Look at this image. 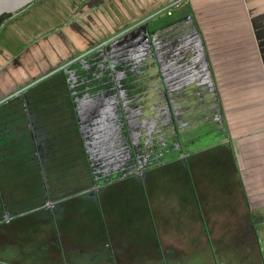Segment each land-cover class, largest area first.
<instances>
[{
  "label": "crops",
  "instance_id": "obj_1",
  "mask_svg": "<svg viewBox=\"0 0 264 264\" xmlns=\"http://www.w3.org/2000/svg\"><path fill=\"white\" fill-rule=\"evenodd\" d=\"M174 1H33L0 97ZM169 7L0 102V264H264V0Z\"/></svg>",
  "mask_w": 264,
  "mask_h": 264
},
{
  "label": "water",
  "instance_id": "obj_2",
  "mask_svg": "<svg viewBox=\"0 0 264 264\" xmlns=\"http://www.w3.org/2000/svg\"><path fill=\"white\" fill-rule=\"evenodd\" d=\"M33 1L35 0H0V16L2 14H5V13H15L16 11L24 8L25 6H27L28 4L32 3ZM181 0H175L174 3H171V4H168V5H165L164 7H161L160 9L154 11L153 13L149 14L148 16L142 18L141 20L137 21L136 23L132 24L130 27H127L125 29H123L122 31L110 36L109 38L105 39L104 41L94 45L93 47L89 48L88 50L82 52V53H79L73 57H71L70 59L58 64V65H55L54 67H51L50 69H48L47 71H45L44 73H41L39 74L38 76L34 77L30 82L24 84L23 86L19 87L18 89H15L14 91H12L11 93H8L6 95H4L3 97L0 98V102L17 94L18 92L22 91L23 89H25L26 87L30 86L31 84L41 80L42 78H44L45 76L61 69V68H64L65 66L69 65L71 62H73L74 60L78 59V58H81L82 56H84L85 54H87L88 52L94 50L95 48L99 47V46H102L104 45L105 43H107L108 41L114 39L115 37H117L118 35H120L121 33L125 32L126 30H128L129 28L141 23V22H144L145 20H147L148 18H150L151 16L165 10L166 8H168L169 6L177 3V2H180Z\"/></svg>",
  "mask_w": 264,
  "mask_h": 264
},
{
  "label": "rangeland",
  "instance_id": "obj_3",
  "mask_svg": "<svg viewBox=\"0 0 264 264\" xmlns=\"http://www.w3.org/2000/svg\"><path fill=\"white\" fill-rule=\"evenodd\" d=\"M141 1H143L144 3L148 2V0H141ZM168 8L171 10L173 15H171V16L169 15L168 16L167 13H166L167 9H165L161 13L156 14L155 16H152L151 18H149L147 20V21H149L148 24H152V23H154V22H156L158 20L168 21V20L174 18V16H176L177 10H175V8H173V7H168ZM98 53H100V52H98ZM109 53L110 52H105L104 55H109ZM100 55L101 54H97V53L94 54L91 58H89V61L92 62L94 60L95 61L98 60ZM99 61H100V59H99ZM95 65H97V64L93 63V64H90V65H86L84 68L93 67ZM63 69L64 68H61V69H59V70H57V71L45 76L41 80L35 82V84H33V85L29 86L27 89H25L24 92H22L20 94H15V95L7 98V100H5V102H3L2 104L7 105V103L12 102V101H22L25 98V96L27 95V93H29L30 90H33L34 88H37L39 86L46 85V84H56L57 80L61 77V73H62ZM17 110L20 112L21 108H18ZM16 113H18V112H16ZM238 254L239 253H237L236 251H233L231 253L232 257H234V256L237 257ZM217 257H218V254H217ZM184 264H206V263L197 260L194 263L193 262L192 263L185 262ZM216 264H227V259H222V258L218 257L217 261H216ZM230 264H240V263L231 262Z\"/></svg>",
  "mask_w": 264,
  "mask_h": 264
},
{
  "label": "flooded vegetation",
  "instance_id": "obj_4",
  "mask_svg": "<svg viewBox=\"0 0 264 264\" xmlns=\"http://www.w3.org/2000/svg\"><path fill=\"white\" fill-rule=\"evenodd\" d=\"M149 14H151V13H149ZM149 14L145 15L144 17L148 16ZM144 17H142V18H144ZM142 18H138V19H136L134 22H132V23L128 24L126 27H123L122 29H120V30L114 32L112 35H114V34L120 32V31H122L123 29H125V28H127V27H130L132 24L136 23L137 21L141 20ZM146 21H147V20H145L144 22H146ZM144 22H141V23H139V24H137V25H135V26L129 28L128 30H126L125 32L121 33L120 35H118V36L115 37L114 39H116V38H118V37H120V36H122V35L128 33L129 31L133 30L134 28L138 27L139 25H141V24L144 23ZM112 35H109L107 38H109V37L112 36ZM107 38H105V39H107ZM105 39H103L102 41H104ZM114 39H112V40H114ZM112 40L108 41L107 43L111 42ZM102 41H101V42H102ZM99 43H100V42H99ZM107 43H105L104 45H106ZM96 44H98V43H96ZM96 44H95V45H96ZM104 45H102V46H104ZM93 46H94V45L90 46L89 48H91V47H93ZM99 47H101V46H99ZM99 47L95 48L94 50L88 52V53L85 54V55L90 54L91 52L95 51V50L98 49ZM89 48H87L86 50H88ZM86 50H85V51H86ZM83 52H84V51H83ZM81 53H82V52H81ZM17 89H18V88H17ZM20 92H21V91H20ZM18 93H19V92H18ZM18 93H17V94H18ZM2 97H3V96H2ZM0 98H1V97H0ZM5 100H6V99H5ZM3 101H4V100H3ZM1 102H2V101H1Z\"/></svg>",
  "mask_w": 264,
  "mask_h": 264
},
{
  "label": "trees",
  "instance_id": "obj_5",
  "mask_svg": "<svg viewBox=\"0 0 264 264\" xmlns=\"http://www.w3.org/2000/svg\"><path fill=\"white\" fill-rule=\"evenodd\" d=\"M12 13H5V14H2L1 16H0V27H1V24H2V22L7 18V17H9L10 15H11ZM63 83V79H62V76L57 80V82H56V84L57 85H60V84H62ZM55 95H63V92H56L55 93ZM62 98V97H61Z\"/></svg>",
  "mask_w": 264,
  "mask_h": 264
}]
</instances>
